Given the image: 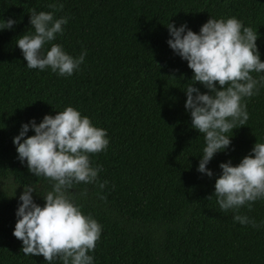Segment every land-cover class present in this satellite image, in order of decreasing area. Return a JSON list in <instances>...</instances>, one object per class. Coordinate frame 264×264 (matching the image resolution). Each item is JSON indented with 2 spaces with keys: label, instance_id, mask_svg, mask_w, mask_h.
I'll return each instance as SVG.
<instances>
[{
  "label": "trees",
  "instance_id": "trees-1",
  "mask_svg": "<svg viewBox=\"0 0 264 264\" xmlns=\"http://www.w3.org/2000/svg\"><path fill=\"white\" fill-rule=\"evenodd\" d=\"M53 3L64 5L54 15L68 23L45 49L60 44L74 58L87 52L68 77L29 69L16 45L19 36L34 33L30 10L50 12ZM231 17L257 31L264 62V0H0V19L17 22L0 30V264H47L42 255H24L13 231L24 187L36 186L33 200L43 207L52 183L28 172L13 138L22 124H39L68 106L109 139L105 151L89 154L93 167H103L97 181L70 190L82 214L102 225L88 253L93 264H264V226L234 223L235 213L220 210L214 196L207 199L220 163L236 166L256 142L264 143V86L242 99L249 119L206 166L209 178L197 171L206 144L184 107L193 72L167 44L168 23H186L199 34L210 18ZM34 134L30 128L26 135ZM240 212L264 221V199Z\"/></svg>",
  "mask_w": 264,
  "mask_h": 264
},
{
  "label": "clouds",
  "instance_id": "clouds-1",
  "mask_svg": "<svg viewBox=\"0 0 264 264\" xmlns=\"http://www.w3.org/2000/svg\"><path fill=\"white\" fill-rule=\"evenodd\" d=\"M48 7L52 11L30 10L29 23L34 33L22 34L16 45L29 69L51 68L59 76L68 77L79 69L87 52L74 58L60 44L53 43L50 50L45 49L57 34H63V26L68 23L67 17L57 19L54 15L63 9L62 3ZM16 23L11 18L0 19V30H10ZM166 27L170 36L168 46L187 61L193 72V83L184 91V107L190 111L192 127L203 134L206 144L197 171L211 178L213 172L206 166L215 154L229 148L233 129L245 126L249 119L242 99L258 94L259 87L264 86V75L255 79L250 74L264 73L256 45L258 33L235 17L210 18L199 34L186 23L179 27L168 23ZM196 83L208 91L201 93L193 86ZM30 128L35 134L27 136ZM13 144L19 161H26L28 172L52 183L51 191L43 196V207L33 200L35 185L25 186L19 196L13 236L22 241L23 254L42 255L47 264L56 259L62 264H93L94 258L88 253L95 250L102 225L82 214L70 190L74 184L97 181L103 167H93L89 154L107 149V131L93 126L87 116L68 106L55 116L45 115L39 124L34 119L22 124ZM219 168L221 174L215 180L214 193L207 199L214 196L220 210L235 213L234 223L256 229L264 226V221L257 223L240 212L242 207L252 211L254 202L264 199V143L256 142L236 166L228 160L220 163ZM107 183L104 181L99 187L103 189Z\"/></svg>",
  "mask_w": 264,
  "mask_h": 264
}]
</instances>
